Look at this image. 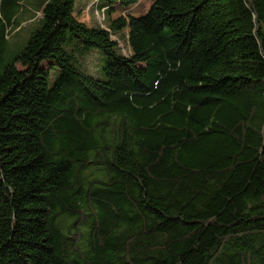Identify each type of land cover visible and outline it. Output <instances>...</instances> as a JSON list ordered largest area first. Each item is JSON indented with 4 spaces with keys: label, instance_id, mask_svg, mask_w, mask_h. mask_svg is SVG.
<instances>
[{
    "label": "trees",
    "instance_id": "16d2710c",
    "mask_svg": "<svg viewBox=\"0 0 264 264\" xmlns=\"http://www.w3.org/2000/svg\"><path fill=\"white\" fill-rule=\"evenodd\" d=\"M92 2L0 0V264H264V0Z\"/></svg>",
    "mask_w": 264,
    "mask_h": 264
},
{
    "label": "rangeland",
    "instance_id": "374dc122",
    "mask_svg": "<svg viewBox=\"0 0 264 264\" xmlns=\"http://www.w3.org/2000/svg\"><path fill=\"white\" fill-rule=\"evenodd\" d=\"M93 0H86L88 3L79 5L77 11V19L87 24L88 26H94L96 23H102L104 20L103 13H97L95 5H93ZM121 1V0H118ZM138 3L128 9H123L120 4L112 6L114 9V14L112 15V20H117L121 17H141L145 15L155 0H137ZM38 19H33L31 17H22L19 20L20 28L16 31V34L10 38L11 44L8 49L4 50L3 59L1 65L7 64V60L15 53L20 51L24 44L30 39L33 32L38 29ZM36 23V24H35ZM127 33V30L124 32ZM86 59L79 60V66L90 72V75L97 79L103 78V70L106 66L105 56L101 51H91ZM47 67V64H45Z\"/></svg>",
    "mask_w": 264,
    "mask_h": 264
}]
</instances>
